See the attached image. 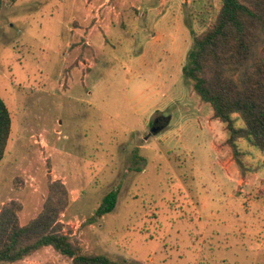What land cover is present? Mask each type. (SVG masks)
Instances as JSON below:
<instances>
[{
    "label": "rangeland",
    "instance_id": "obj_1",
    "mask_svg": "<svg viewBox=\"0 0 264 264\" xmlns=\"http://www.w3.org/2000/svg\"><path fill=\"white\" fill-rule=\"evenodd\" d=\"M219 3L0 0V94L12 116L0 210L20 201L26 224L61 180L71 197L61 221L84 252L264 264V168L242 178L225 124L183 74ZM161 117L169 124L152 125ZM112 190L115 209L96 218ZM14 264L72 261L46 247Z\"/></svg>",
    "mask_w": 264,
    "mask_h": 264
},
{
    "label": "trees",
    "instance_id": "obj_2",
    "mask_svg": "<svg viewBox=\"0 0 264 264\" xmlns=\"http://www.w3.org/2000/svg\"><path fill=\"white\" fill-rule=\"evenodd\" d=\"M183 74L210 104L213 119L225 124V146L242 178L262 170L264 162L256 161L254 152L264 153V0H220L213 21L194 36ZM11 131L12 116L0 94V161ZM118 194H106L96 218L115 209ZM70 201L67 185L50 181L42 210L26 224L20 220L22 203H6L0 210V264H14L46 247L72 264H122L105 254L84 252L72 231L65 232L61 216Z\"/></svg>",
    "mask_w": 264,
    "mask_h": 264
},
{
    "label": "water",
    "instance_id": "obj_3",
    "mask_svg": "<svg viewBox=\"0 0 264 264\" xmlns=\"http://www.w3.org/2000/svg\"><path fill=\"white\" fill-rule=\"evenodd\" d=\"M159 121H160V123L163 124V126H164V125L169 124L170 118H169V117H161V118H159ZM154 126H155V125H154Z\"/></svg>",
    "mask_w": 264,
    "mask_h": 264
},
{
    "label": "flooded vegetation",
    "instance_id": "obj_4",
    "mask_svg": "<svg viewBox=\"0 0 264 264\" xmlns=\"http://www.w3.org/2000/svg\"><path fill=\"white\" fill-rule=\"evenodd\" d=\"M157 123H160L159 118H157L155 121H153L152 125H156Z\"/></svg>",
    "mask_w": 264,
    "mask_h": 264
}]
</instances>
